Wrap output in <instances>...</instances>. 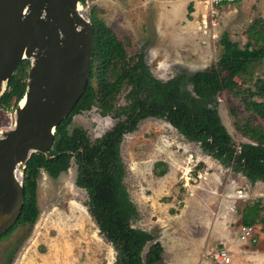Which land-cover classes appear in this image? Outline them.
<instances>
[{
    "label": "rangeland",
    "instance_id": "1",
    "mask_svg": "<svg viewBox=\"0 0 264 264\" xmlns=\"http://www.w3.org/2000/svg\"><path fill=\"white\" fill-rule=\"evenodd\" d=\"M189 4L193 7L191 11ZM83 7L87 14L93 10L113 29L129 55L142 52L152 76L164 82L177 73L203 70L212 65H217L216 70L225 75L220 64L221 35L227 32L242 46L249 40L250 23L257 17L264 20V0H233L217 5L209 0H86ZM261 71L264 74V68ZM151 85L142 84L140 94L148 95ZM202 86L190 85V89L197 94ZM216 98L219 118L236 147L250 141L239 130L242 124L248 121L264 125L258 117L249 116L230 91L220 88ZM131 101L129 87H123L115 109ZM13 121V110L0 108V129L12 127ZM117 121L114 111L102 115L99 108L92 106L90 110L74 114L71 126L83 127L93 140ZM119 150L123 184L139 212L131 227L155 236L144 247V260L155 242L164 243L165 250L171 254L173 230L181 219L179 212L185 196H195L198 207L216 203L217 197L210 195L211 188L218 194L233 192L237 196L241 190L239 206L235 204L238 208L257 200L264 204V182L251 183L242 173L207 156L198 142L186 140L162 119H140L135 131L123 135ZM163 168L166 171L162 174ZM197 173H201L200 178ZM75 176L74 160L56 178L40 171L38 215L32 224L18 225L0 237V264H114L115 251L99 233L87 210L88 194L75 185ZM242 211L239 209L241 217ZM241 217L237 225L242 224ZM262 226V223L254 224L251 237L241 245L247 264H264ZM216 247L224 246L212 243L207 254ZM144 264H148L147 260Z\"/></svg>",
    "mask_w": 264,
    "mask_h": 264
},
{
    "label": "trees",
    "instance_id": "2",
    "mask_svg": "<svg viewBox=\"0 0 264 264\" xmlns=\"http://www.w3.org/2000/svg\"><path fill=\"white\" fill-rule=\"evenodd\" d=\"M80 1L84 5L86 0ZM192 8L189 4V11ZM88 15L94 28V52L87 86L73 110L56 128L50 149L52 157L34 153L27 161L23 207L5 235L18 225L35 221L39 212L37 188L41 168L56 178L68 170L74 158L77 164L75 185L88 194L87 210L99 233L113 247L114 264H144L146 260L148 264H160L163 247L159 242L150 246L145 260L142 256L146 244L155 239L154 234L131 227L139 212L123 184L119 150L122 137L136 130L140 119L159 118L176 128L186 140L198 142L203 152L225 167L242 173L251 183L264 182V125L248 121L242 124L239 130L250 141L236 147L219 118L216 98L220 88L226 89L240 100L249 116L264 122V74L261 73L264 68V20L257 17L250 23L249 40L242 46L227 32L221 35L220 64L225 75L216 70L217 65H212L203 70L177 73L164 82L152 76L142 52L129 55L124 43L103 19L93 10ZM28 66L29 62L23 60L9 79L7 90L0 96L1 109L13 110L23 96ZM142 84H152L146 96L139 95ZM190 85H203V88L196 94ZM124 86L131 87L132 101L116 110V99ZM94 105L102 115L114 111L118 121L101 137L91 141L82 127L71 126V122L74 114ZM121 116L124 118L120 120ZM236 163L238 166H234ZM165 171L163 168L160 173ZM241 223L245 226L262 223L264 231L261 200L244 206Z\"/></svg>",
    "mask_w": 264,
    "mask_h": 264
},
{
    "label": "water",
    "instance_id": "3",
    "mask_svg": "<svg viewBox=\"0 0 264 264\" xmlns=\"http://www.w3.org/2000/svg\"><path fill=\"white\" fill-rule=\"evenodd\" d=\"M93 52L94 28L80 0H0V96L29 62L13 125L0 129V236L23 207L27 161L34 153L52 157L56 128L87 86Z\"/></svg>",
    "mask_w": 264,
    "mask_h": 264
},
{
    "label": "crops",
    "instance_id": "4",
    "mask_svg": "<svg viewBox=\"0 0 264 264\" xmlns=\"http://www.w3.org/2000/svg\"><path fill=\"white\" fill-rule=\"evenodd\" d=\"M202 183L200 182V184ZM210 190V195L217 197L216 203L211 205L200 204L197 207L195 196L192 194L183 198L185 202L179 212L181 219L173 230L171 254L165 250L163 243L161 262L167 264H219L212 258L211 251L210 255L206 252L208 247L214 243L215 246L216 244L224 246L231 251V261L227 264H247L245 250L241 248L243 240L240 238V226L242 224L237 225V221L241 217L239 209L242 211L243 208L236 206L234 210L231 209L232 205L239 203V197L233 192L218 194L213 188ZM161 225L164 231L165 223L163 222ZM252 260L254 261V258Z\"/></svg>",
    "mask_w": 264,
    "mask_h": 264
},
{
    "label": "built area",
    "instance_id": "5",
    "mask_svg": "<svg viewBox=\"0 0 264 264\" xmlns=\"http://www.w3.org/2000/svg\"><path fill=\"white\" fill-rule=\"evenodd\" d=\"M221 1H223V0H209V2L211 4L214 3L215 5L220 4ZM228 1H233V0H228ZM196 176L200 178L201 177V173H197ZM237 193H238V196H240L242 191L238 190ZM235 207H236V205L234 204V205L231 206V209L234 210ZM251 228H252L251 226H245L243 224L240 226V231H241L240 238L242 240H245L246 238H250L251 237ZM211 256L219 264H221V263L227 264V263H229L231 261L230 251L227 248H225V247H216L212 251Z\"/></svg>",
    "mask_w": 264,
    "mask_h": 264
},
{
    "label": "flooded vegetation",
    "instance_id": "6",
    "mask_svg": "<svg viewBox=\"0 0 264 264\" xmlns=\"http://www.w3.org/2000/svg\"><path fill=\"white\" fill-rule=\"evenodd\" d=\"M133 55H134V54H133ZM172 77H173V76H172ZM124 87H129V89H131L130 86H124ZM140 89H141V88H140ZM139 95H140V96H143V95H141V94H139ZM115 105H116V104H115ZM126 105H127V104H126ZM94 106H95V105H94ZM96 107H97V106H96ZM91 108H92V107H91ZM91 108H90V109H91ZM97 108H98V107H97ZM90 109H89V110H90ZM84 111H85V110H84ZM99 111H100V109H99ZM81 112H83V111H81ZM79 113H80V112H79ZM77 114H78V113H77ZM107 114H108V113H107ZM105 115H106V114H105ZM73 116H74V115H73ZM123 118H124V117H121V119H123ZM79 127H80V126H79ZM82 128H83V127H82ZM136 129H137V128H136ZM84 130H85V129H84ZM85 131H86V130H85ZM134 131H135V130H134ZM132 132H133V131H132ZM86 133H87V132H86ZM104 133H105V132H104ZM104 133H103V134H104ZM128 133H129V132H128ZM103 134H102V135H103ZM125 134H126V133H125ZM102 135H101V136H102ZM101 136H99V137H101ZM96 138H98V137H96ZM96 138H95V139H96ZM89 139H90V138H89ZM90 140H91V139H90ZM93 140H94V139H93ZM93 140H91V141H93ZM51 147H52V146H51ZM207 156H208V155H207ZM210 157H211V156H210ZM211 158H212V157H211ZM213 159H214V158H213ZM71 160H74V162H75V159H74V158H72ZM75 164H76V162H75ZM230 168H231V167H230ZM76 169H77V164H76ZM41 170H44V169L41 168ZM41 170H40V171H41ZM44 171H45V170H44ZM45 172H46V171H45ZM46 173H47V172H46ZM75 177H76V176H75ZM74 183H75V182H74ZM84 190H85V189H84ZM7 231H8V230H7ZM7 231H6V232H7ZM6 232H5V233H6ZM5 233H4V234H5ZM1 236H2V235H1Z\"/></svg>",
    "mask_w": 264,
    "mask_h": 264
}]
</instances>
